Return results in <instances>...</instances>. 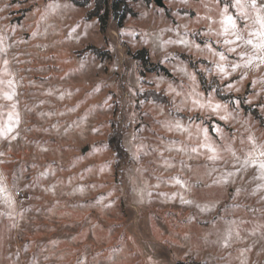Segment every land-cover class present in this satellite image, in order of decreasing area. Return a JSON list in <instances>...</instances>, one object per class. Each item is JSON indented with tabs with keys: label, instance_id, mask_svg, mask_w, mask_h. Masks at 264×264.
<instances>
[{
	"label": "rangeland",
	"instance_id": "374dc122",
	"mask_svg": "<svg viewBox=\"0 0 264 264\" xmlns=\"http://www.w3.org/2000/svg\"><path fill=\"white\" fill-rule=\"evenodd\" d=\"M127 2L0 0V264H264V0Z\"/></svg>",
	"mask_w": 264,
	"mask_h": 264
},
{
	"label": "trees",
	"instance_id": "16d2710c",
	"mask_svg": "<svg viewBox=\"0 0 264 264\" xmlns=\"http://www.w3.org/2000/svg\"><path fill=\"white\" fill-rule=\"evenodd\" d=\"M76 5L85 6L90 1L93 2V5L90 9L85 13V17L87 19L95 16L98 19L99 30L103 33L107 28V22L110 14L117 20V23L122 24L123 19L127 13H132V10L127 2V0H70ZM93 51L96 50L98 54H100L99 49L95 47H91ZM135 57L141 58L144 64L148 62L147 50L145 48H141L134 53ZM148 69H155L157 66L151 65L148 66ZM165 73H168V70L165 66H158ZM145 97H151L160 102H166L167 98L159 91L150 90L147 93H144ZM222 97H226L225 95H221ZM256 116H258L256 114ZM107 143L111 146L114 155H115V167L117 168L120 165L121 160L125 155V148L123 146L121 136L116 132L110 130L107 138Z\"/></svg>",
	"mask_w": 264,
	"mask_h": 264
},
{
	"label": "snow or ice",
	"instance_id": "6c2138e0",
	"mask_svg": "<svg viewBox=\"0 0 264 264\" xmlns=\"http://www.w3.org/2000/svg\"><path fill=\"white\" fill-rule=\"evenodd\" d=\"M251 4H252L253 7H255V5H256V0H251ZM236 5H237V6H241V4H240V0H236ZM226 11H227V10L225 9L224 12H222V16H223V24L225 25L224 31L227 32V31H228V26H231V28H233V29L235 28V21H234V19H233L232 16H230V15H226V14H225ZM257 22L260 24V27H261V29H262V31L259 33V35L262 37V41H261V43H260L259 45H257V47H260V48L264 49V18L257 17ZM34 34H35V33H34ZM179 42H180V43H187L186 41H179ZM247 43L251 44L252 41L249 40V41H247ZM0 50H2V49H0ZM230 50H231V49H230ZM224 59H225V57L221 54V55H220V60L222 61V60H224ZM262 62H264V59H262ZM4 63L7 64V61L5 60ZM219 70H220V72H224V68H223L222 65L220 66ZM4 98H5L6 100H11V99H12V96H11L10 94H8V93H4ZM196 103H197L200 107H204V106H205L204 104L200 103L199 101H196ZM208 107L213 108V110L215 111V110L220 109V108H221V105H219V104L212 105L211 102H209V103H208ZM11 118H12V114L9 115V119H11ZM17 118H18V117H17ZM221 119H226V117H221ZM176 127H179V124H177ZM11 130H12L11 127H8V128H6V129L0 130V134H3L4 132H10ZM170 130H171V129H170ZM261 155H264V153H261ZM211 158L215 159L216 157L213 156V157H211ZM260 167H261V168H264V163H262V164L260 165ZM176 183H180V181L177 180ZM2 191H4V189H3V188H0V192H2ZM186 202H187V201H186Z\"/></svg>",
	"mask_w": 264,
	"mask_h": 264
},
{
	"label": "water",
	"instance_id": "95a60500",
	"mask_svg": "<svg viewBox=\"0 0 264 264\" xmlns=\"http://www.w3.org/2000/svg\"><path fill=\"white\" fill-rule=\"evenodd\" d=\"M155 4L160 6V7H164L165 3L163 2V0H154Z\"/></svg>",
	"mask_w": 264,
	"mask_h": 264
},
{
	"label": "built area",
	"instance_id": "2783aa9c",
	"mask_svg": "<svg viewBox=\"0 0 264 264\" xmlns=\"http://www.w3.org/2000/svg\"><path fill=\"white\" fill-rule=\"evenodd\" d=\"M16 193H17L18 195H21V194H22L21 190H17Z\"/></svg>",
	"mask_w": 264,
	"mask_h": 264
}]
</instances>
